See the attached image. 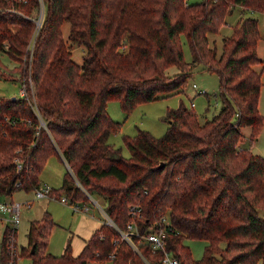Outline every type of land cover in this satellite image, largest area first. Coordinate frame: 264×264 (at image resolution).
<instances>
[{"label": "trees", "instance_id": "1", "mask_svg": "<svg viewBox=\"0 0 264 264\" xmlns=\"http://www.w3.org/2000/svg\"><path fill=\"white\" fill-rule=\"evenodd\" d=\"M238 5L264 12V0H0V51L23 67L16 80L27 81L30 72L46 125L28 103V84V96L0 95V194L33 190L47 158L58 154L80 185L68 170L62 187L54 189L57 196L86 202L87 191L103 198L105 212L122 230L132 219L128 204L141 207L133 240L151 264L161 263L164 252L153 251L144 235L163 227L164 218V250L179 264H264V156L241 145V128L250 127L253 141L264 121L258 107L264 68L255 67L264 64L256 52L258 19L240 18L218 57L208 42ZM41 8L37 26L33 14ZM65 21L68 36L62 33ZM74 45L84 49L82 65L71 58ZM198 63L219 76V111L201 122L181 103L167 111L164 134L138 128L124 135L126 157L109 141L122 123L110 116L107 102L118 100L127 115L139 102L179 93ZM15 157L25 168L15 170ZM52 225L46 212L30 222L32 264H146L128 242L113 243L119 233L105 223L79 255L69 242L59 256L45 253ZM186 238L206 240L200 259L193 258Z\"/></svg>", "mask_w": 264, "mask_h": 264}, {"label": "rangeland", "instance_id": "2", "mask_svg": "<svg viewBox=\"0 0 264 264\" xmlns=\"http://www.w3.org/2000/svg\"><path fill=\"white\" fill-rule=\"evenodd\" d=\"M189 4L199 2L202 0H186ZM234 6L235 8L231 14L228 15L226 26L222 25L221 30L218 33H209L208 42L211 46H215L217 49L216 57L222 52L223 39L232 34L235 25L239 19L238 9L244 11V16H254L258 19L259 27V39L257 43V55L264 60V12L259 10L250 11L245 7ZM43 8L33 15L41 16ZM242 16L241 18H243ZM224 26V27H223ZM229 26V27H228ZM15 30V27H12ZM69 22L65 21L62 24V33L64 36H68ZM231 33V34H230ZM226 34V35H225ZM183 55L187 61L192 60L191 52L185 39L182 38ZM71 58L73 61L79 64H83L82 56L84 49L81 46L74 45L72 47ZM263 64V63H262ZM255 65L257 70L264 68V64ZM0 71L3 75H0V95L5 97H11L18 95L20 82L16 80L20 76H23V67H20L16 61H13L9 56L0 51ZM170 74L175 73L177 68L171 66L168 68ZM262 85L259 94V111L264 118V69L262 71ZM192 75L187 79L184 90L179 93L166 95V97L151 100L150 102H139L136 107L129 113L125 114L120 103L116 99H111L107 102L106 107L110 116L121 122V128L119 131L111 133L109 141L113 143L115 147H120L121 152L126 157L130 156V152L126 148L123 136L136 134L138 128L148 130L154 136H160L164 134L168 127V120H165L166 113L169 109L177 108L180 104L186 105L189 109L198 114L201 122L205 119H210L211 116L218 112L221 107V100L219 96V76L212 71H206L202 64L198 63L192 70ZM15 79V80H14ZM34 90V82H33ZM191 103L195 104L194 106ZM241 132L244 133L242 139V147L249 149L254 154L264 156V121L257 136V140H250V127L246 126L241 128ZM43 170L39 174V181H46L54 188L60 189L63 185V178L68 171L66 164L58 154L50 155L42 168ZM85 193H88L85 191ZM89 194V193H88ZM64 195V194H63ZM62 195V196H63ZM32 190H18L12 193V199L15 201L32 199ZM93 197V196H92ZM99 203L103 205L104 200L101 197H97ZM91 207L88 212H74L72 208L63 204L59 199L53 198H41L35 199L32 207L29 210H23L22 218L17 227V243L19 248L27 246V233L30 222L43 218L44 213L51 215L55 224L50 227V232L47 237V247L44 249L45 253H51L53 255H61L67 243L71 244V251L74 256L80 254L82 247L84 246L83 239H88L95 231L96 227L101 224V219H104L103 214L94 207L91 199L86 201ZM69 204V203H68ZM259 214L264 218V207H259ZM50 224H47L49 227ZM185 243L189 246L191 255L195 259H200L207 243L206 240L186 238ZM30 245L21 252V256L17 259V264H32V260L28 256ZM234 253V251L232 252ZM92 259V258H90ZM89 264H110V262L100 260H89ZM243 264V263H241ZM248 264V263H246ZM256 264H261L260 262Z\"/></svg>", "mask_w": 264, "mask_h": 264}, {"label": "built area", "instance_id": "3", "mask_svg": "<svg viewBox=\"0 0 264 264\" xmlns=\"http://www.w3.org/2000/svg\"><path fill=\"white\" fill-rule=\"evenodd\" d=\"M41 16H38V19L36 21L37 26L41 23ZM36 33V32H35ZM34 33L28 49H30V54L28 59H31L32 52H33V45H34V39L36 34ZM29 71V70H28ZM27 81L24 79L20 81V87L18 95L20 96H28L27 95V84L30 87V99L28 98V103L31 104V107L35 110L40 124L42 126H46L40 116L39 110L36 106V99L35 94L33 90V79H31L30 72H28L27 75ZM192 106L195 104L191 103ZM13 162L15 163V170L19 171L23 168H25V165L23 164V161L19 157H15L13 159ZM64 162L67 166V169L74 177V180L77 184L80 185L79 182L75 179V176L73 174L72 169H70L69 165L67 164L66 160L64 159ZM16 186H18V182L15 183ZM54 187L46 182H38L37 185L33 188V197L32 199H24V200H18L15 201L12 199L11 194H0V264H17V259L22 255V247L19 248L17 243V227L20 223V220L22 218V211L23 210H29L35 199H41V198H53V199H59L61 202L69 203L72 210L75 212H88L90 207L86 202H77V201H70L65 195L63 196H57ZM87 196L89 199H91L92 204L96 209L100 211V213L103 214L104 219H102V223H105L106 225H111L115 227L119 233V237L115 238L113 240V243L118 244L119 241L121 242H128L129 245L132 247L135 254L139 255L140 257H143L146 264H151L149 260L144 257L141 253V251L138 248V243L134 242L133 236H138L137 227L135 221L136 218H139L141 213L139 212L141 210V207L138 206V204L130 203L127 206V210L129 212V215L132 217L130 222L127 223V229L122 230L119 227L116 226V224L113 222L111 217L105 212L103 206L99 203V200L97 198H93L90 194L87 193ZM165 225L163 227H160L159 229H155L154 231L150 232L147 235H144V242H148L149 245L152 247L153 251L163 249L164 255L162 258V262L159 264H179V260L173 256L172 254L168 253L164 250V241L163 237L166 233V225L169 223L168 219L164 218L162 219ZM114 256V253L110 254V258Z\"/></svg>", "mask_w": 264, "mask_h": 264}, {"label": "crops", "instance_id": "4", "mask_svg": "<svg viewBox=\"0 0 264 264\" xmlns=\"http://www.w3.org/2000/svg\"><path fill=\"white\" fill-rule=\"evenodd\" d=\"M240 7H241V6H240ZM240 7H238V8H240ZM234 9H235V8H233V10H234ZM233 10H232V11H233ZM240 10H241V9H238V13L240 14V15H239V19H238V21L240 20V18H241L242 16L245 15V13H243L244 11H243V10L240 11ZM227 17H228V16H227ZM227 17H226V22L224 23V24H225L224 26H226V24L228 23V21H227ZM238 21H237V22H238ZM224 26H223V27H224ZM228 27H229V26H228ZM232 32H233V31H232ZM230 34H231V33H230ZM225 35H226V34H225ZM243 127L245 128L246 126H243ZM256 140H257V139H256ZM252 142H253V141H252ZM63 161H64V159H63ZM64 163H65V162H64ZM39 182H46V181H42V180H40ZM59 201H60V200H59ZM62 203H63V202H62ZM64 203L70 206V204H68V203H66V202H64ZM64 203H63V204H64ZM70 207H71V206H70ZM74 212H75V211H74ZM100 220H101V223H102V219H101V218H100ZM54 224H55V222L53 221V225H54ZM53 225H52V226H53ZM52 226H51V227H52ZM99 226H100V225H98V226L96 227V229H97ZM92 234H93V233H92ZM92 234H91V235H92ZM85 240H86V239H83V243L85 242ZM84 244H85V243H84Z\"/></svg>", "mask_w": 264, "mask_h": 264}, {"label": "water", "instance_id": "5", "mask_svg": "<svg viewBox=\"0 0 264 264\" xmlns=\"http://www.w3.org/2000/svg\"><path fill=\"white\" fill-rule=\"evenodd\" d=\"M15 97L13 96V99H14ZM34 251V245H33V247H32V252Z\"/></svg>", "mask_w": 264, "mask_h": 264}]
</instances>
